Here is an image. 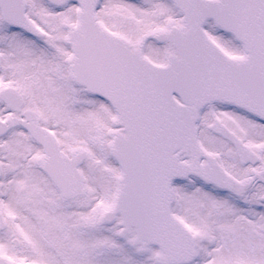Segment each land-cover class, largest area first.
Segmentation results:
<instances>
[{"label": "snow or ice", "instance_id": "obj_1", "mask_svg": "<svg viewBox=\"0 0 264 264\" xmlns=\"http://www.w3.org/2000/svg\"><path fill=\"white\" fill-rule=\"evenodd\" d=\"M0 264H264V0H0Z\"/></svg>", "mask_w": 264, "mask_h": 264}]
</instances>
